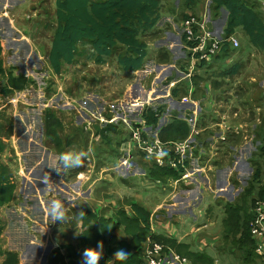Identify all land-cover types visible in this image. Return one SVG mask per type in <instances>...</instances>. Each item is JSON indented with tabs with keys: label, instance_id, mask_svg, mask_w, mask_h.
<instances>
[{
	"label": "crops",
	"instance_id": "crops-1",
	"mask_svg": "<svg viewBox=\"0 0 264 264\" xmlns=\"http://www.w3.org/2000/svg\"><path fill=\"white\" fill-rule=\"evenodd\" d=\"M2 1L4 5L7 1L6 8L11 6L8 0ZM29 1L30 0H23V2L20 3V7L12 11L13 14L8 11V14L9 12L11 13V23L9 22L8 25L2 21L7 15V11H0V33L1 31L3 33L7 31L5 30V26L11 27L20 36L18 37L21 38V41H25L28 45L33 47L31 39L27 34L31 25L24 21L19 23L20 19L30 16L29 13L21 14V10L24 11L23 6ZM178 1L179 0H176L177 4ZM188 10L189 9H187V11ZM226 18L227 14L224 12L222 17L224 22H221L223 25ZM27 22L29 23L30 21L28 20ZM182 22L183 21L179 22V20L176 19V15L172 14L163 17L159 22L156 31L162 28H166V30L159 38L148 43L151 58L147 59L144 69L134 72L133 80L129 87L130 97L128 105L137 106L140 111L136 113L135 119L129 120L128 115H123V120L121 119L126 123L127 126L123 124L125 127L133 128L135 124L144 123L142 112L146 107L156 108L161 103H166L167 112L160 119L156 129L152 130L145 126L142 129L136 127V130L139 129L142 132L143 140L150 143H155L156 140H160L163 143L162 148L164 149V154L161 158L168 164H160L157 161L159 156L156 153H154L156 154V157H154L151 156L152 153H149L146 149L145 151L141 147L138 148L136 146L137 144H135V139L132 138L133 140L127 142L128 151H118V156L115 154V156L110 157L109 160L112 162L109 167H101L96 177L94 169H85L80 171L78 179L72 180L70 183H68L66 179L67 182H64L61 178H56L54 181L53 175H51L52 177L49 183L45 185L43 182L39 184L33 175L39 176V179L43 180L48 174L46 172V174L41 172L38 174L36 166L35 169L29 167L27 170L28 176L26 170L25 174L22 175L26 177L23 185V195L25 197L30 196V198H35L33 200V206L31 207L35 219H30L25 209H17L15 205L7 207L5 211L7 224L3 238L6 236L8 241L12 243L17 239V247L11 249H22L20 264H38L41 255L40 247H36L35 245L36 241L39 239V235L37 237L36 232L33 233L32 235L35 239L33 241L29 235H24L21 232L22 229L20 225H25V221L28 219H30L33 224L36 223V219L40 213L42 217H46L50 205L49 202L57 199L63 201L60 197L64 196L69 198L67 203L65 202V209H67L66 213L70 212L75 214L76 218L69 226H61L59 222L52 224L50 217L48 218L49 225H47V229L43 232L46 234L45 238L47 240H49V237H52L55 243L53 248H49L50 253L46 256L45 264H81L83 252L88 248L95 249L98 242L103 245L102 248L97 249L100 252L99 264H113L112 260L118 250H123L128 256L123 261H116L115 264H124L126 261H129V259L135 258V254L134 257H130V254L136 248H139L142 241L141 247L143 251L154 250L156 247L153 242L160 244L157 240H163V243H166L165 241L167 239L165 238L171 240L179 249V251L167 249L165 253L168 255L178 254L183 258H187L188 256L186 253L190 250L191 252H199L211 258L213 261L212 264H228L229 260L242 259L241 251H239L236 241L233 240L234 236H232V233H236L235 235L238 236L242 233L241 231L229 232L228 228L240 223L239 219H241L242 222L247 221L249 223L251 230V223L258 216L259 207L264 213V198L262 196L264 190V172L262 175L260 174L261 177L257 182L253 181L255 184V188L252 190L253 193L246 196V193L250 192L249 187L256 171V169H254V173L252 174L253 169L250 166V161L256 157L258 164L263 162L264 165V155H261L257 150L259 145L264 144V71L260 73H250L246 79L244 75V77H234L233 83H231L229 77H227L225 87H220L221 89L212 88L210 83L205 92L206 95L198 91L196 93L197 97H194L193 95L197 86L193 84L192 79L195 75L203 72L204 68L199 67L201 63L195 65L193 69L190 67L186 49L182 45ZM216 22L217 24H215L213 29L216 34L221 37L222 28L219 21H215L214 23ZM1 24H5V26H1ZM171 35H175L176 38L171 39ZM2 41L1 39V44ZM161 55L163 56L161 57ZM216 59L217 58H215V60ZM234 60L235 58L232 59V62ZM17 75H19V73ZM180 82H185L187 88L185 96L187 95L190 97V105H186L188 107L184 108L180 107V101L174 99L171 93L172 88ZM202 84L203 86L205 85L204 83ZM25 91L26 90L15 91V95L10 98L9 102L13 104L12 108L14 113L19 112L18 105L21 106L23 102L32 104L28 99L30 94ZM88 94L91 97H96L100 101H107L104 99V94L94 91H88ZM83 96H86V94ZM124 99V102H126V98ZM41 103L45 108L49 105L45 102H39L37 105L41 106ZM181 103L185 102L181 100ZM38 107H27V109L39 110L42 113L41 115H43L44 109ZM3 108L4 105H1L0 112ZM221 111H225L222 115L223 118L227 119L226 121H222V116L220 115ZM28 112L30 111H27V113ZM21 115L22 113L18 114L19 117H21ZM175 115L187 121L191 127V133L186 139L169 143L164 142L158 137V132ZM101 117L103 118L104 116ZM119 118L120 115L114 117V121H118ZM228 118H230L231 121H228ZM102 120H104V122L108 121V119ZM98 124L100 123L98 122ZM100 125V127H104V124ZM224 125H228L227 127L225 126L226 129H223ZM93 127H95V125H93ZM86 129L88 130L87 125ZM28 130L29 128L27 129L28 135L25 136V145H27L29 149L39 148L41 151L39 160L44 157V162L48 160V162L51 161L55 164L60 154L54 153L47 148L45 144H43V140L41 144L38 143L32 136L33 132H28ZM13 132L14 134L11 138L6 141L15 148L16 156H18L21 161L20 165L22 166L24 151L21 150L20 144H18L20 136L17 135L14 130ZM143 133L146 134L148 138H145ZM42 135L43 132L40 136ZM116 141L117 139L114 140V142ZM185 142L188 143L189 147L187 152L182 153L180 147L185 145ZM207 145L210 146V152H208L207 155H203V146ZM134 146L137 147L136 150L138 149L145 153L149 160H154L162 166L170 165L171 167L177 168L182 164L177 163L178 159L183 158L184 160L186 157V159L190 160V166H188L185 172L178 178L170 177L167 182H162L157 178L150 177L161 186L175 185L172 194L168 198L170 201H168L169 203L167 202V193H165L166 189H163V196L164 193L165 196L162 200L164 202L162 201V203L157 204L153 210H151L152 208H146L142 200H137L138 192L135 189L132 188L127 192L126 187L119 186L112 178L110 179L109 176L113 174L114 169L117 173L124 175L149 176L150 171L142 164L139 155L134 153ZM194 148L196 149L193 157ZM120 149L121 146L119 147V150ZM92 158L97 159L96 154L95 157ZM130 159H132L134 165L139 166L143 170L136 168L134 170L135 172H129L127 165ZM193 166L195 167L193 168ZM57 174L65 178V174ZM106 176H108V180L105 179ZM211 176L214 177V181H212ZM247 176L251 177L247 179ZM193 179L195 182L192 181ZM246 180H248L249 183L245 186ZM48 185H50V188H48ZM204 187L214 191L216 196L215 199H221L225 204L218 203L214 207H208L207 210H203L202 207L198 206V201L202 198V195L197 197L198 201L197 199L191 201L187 198L188 196L185 197L181 195L182 193L187 194L192 191L201 193ZM29 192L32 194L29 195ZM57 195L60 197L57 198ZM27 200L28 198H25V201ZM251 201L253 203L250 205L249 203ZM230 204L234 205V207L230 206ZM141 206L143 208H141ZM186 206L189 207L188 213L184 208ZM196 206L201 208L199 211V218L206 219V221L203 226H197V223L194 222L193 227L187 232L185 230L186 224L191 221L184 219V217L193 216L192 208ZM135 207H137L138 211L145 209L149 211L150 215L148 216L146 224ZM220 208L223 210H220ZM10 209H17L18 211L14 213V217H17V225L15 224L14 227L13 217L8 214V210ZM110 210H112L110 215L108 213L105 214ZM80 211L86 213L82 218L78 217ZM163 211L168 216L177 215L176 220L179 221L177 227L168 225V218L162 216L157 218V214ZM207 224L209 225L207 226ZM71 225L79 227L80 230L84 231V234L79 238H74L75 227ZM143 227H147L145 232L142 231ZM203 228L206 230L205 234L203 232L201 233V229ZM64 230L67 232L65 236L61 234V231ZM10 232H12L13 238H10ZM189 233H193V236L190 241H186V239L189 238ZM207 234L211 239L213 237L218 239V237L222 235L226 239L225 248H217V241H213L214 245L210 246L207 240H211L208 238L206 239L205 235ZM251 235L253 237L252 230ZM155 237H158V239L156 240ZM60 239L65 241L66 244H71V246H67V248L63 249L60 244ZM238 239L239 237H237V240ZM207 248H210V251L207 252L205 250ZM226 248L228 250L224 251ZM221 251H223V257L220 256ZM52 253H56V257L50 261ZM199 262L200 264H204L202 261ZM233 263L232 261L230 264ZM163 264L182 263H171L170 256H167ZM185 264H194V262L193 260L187 259Z\"/></svg>",
	"mask_w": 264,
	"mask_h": 264
},
{
	"label": "trees",
	"instance_id": "trees-1",
	"mask_svg": "<svg viewBox=\"0 0 264 264\" xmlns=\"http://www.w3.org/2000/svg\"><path fill=\"white\" fill-rule=\"evenodd\" d=\"M200 1L180 0L177 4L176 0H55L56 23L46 52V58L52 71L57 75H61L65 65H71L75 62L79 47L88 44L91 51L89 56L94 63L103 65L109 62L108 60L115 59L119 68L130 74L132 79L134 72L144 69L147 63L148 43L159 38L166 30V28H162L156 31L161 19L169 14L175 15L176 10H179V6L182 7V10L178 11L182 13L176 15L179 22L192 16L198 17L197 14L187 13L186 11L187 9L195 10ZM208 6L211 14V24L214 27V22L219 21L222 28L221 37L229 38L243 32L247 35L250 43L259 49L257 51L264 54V6L259 0H209ZM224 12H226L227 18L223 25L221 22H224L222 19ZM149 35L150 37H148ZM238 48H235L230 41L223 44L221 52L216 58L221 54H225L232 59L235 58L231 62V66L225 69L219 66L216 68L207 67L210 64L209 61H204L199 66L204 68V71L195 75L192 79L193 84L197 86L194 97H197L196 93L198 91L206 95L205 92L210 83L212 88L221 89L220 87H225L227 77L233 83L234 77L245 76L246 79L250 73H253L250 69L251 58L247 59L248 62H246L243 51L238 50ZM2 51L3 48L0 42V55ZM260 62L264 65V58ZM89 79L90 77H87L90 82ZM1 81V87L8 96L14 95L16 90H24L30 84H34V79L24 75V73L17 75L13 70L7 71L2 57H0ZM202 83L205 85L203 86ZM87 90L94 91L90 89V84H88ZM99 90L98 93L103 94L102 89L95 88V91ZM171 93L174 99L181 101L187 93L185 82L178 83L172 88ZM166 112V103H161L156 108L146 107L142 112L144 123L135 124V127L129 128V130L123 125V121L117 124L114 122L105 123L104 127H100L101 125L97 123L94 128H97L96 136L100 137L101 141L98 143L96 154L100 153L105 158L115 152L118 156V149L112 148L114 138H118L120 135L121 140L116 141L120 145L121 142L127 141V138L133 140L136 127L142 129L146 126L154 130ZM42 125L44 128V144L54 153L61 154L71 145H77L86 150L89 148L86 127H72L74 129L73 133L68 132L69 134H66L67 125L62 121L54 107H48L44 110ZM190 133L191 127L187 121L175 115L160 129L158 137L169 143L186 139ZM12 135L13 121L9 117L6 119L4 113H0V213L5 206L10 205L15 199L18 187L17 182L14 180V169L3 159L7 150L13 156L16 153L12 144L6 141ZM143 136L148 138L144 133ZM45 138H48L46 142ZM263 145H259L257 149L261 155H264ZM136 148L134 146V153L139 155L142 164L150 171L149 177L157 178L162 182H167L170 177H180L185 169L190 166L189 159H186L184 164L177 168L170 165L162 166L154 160H149L145 153L136 150ZM260 174V168L257 166L249 187L250 192L246 193V196L253 193L252 190L255 188L253 181L257 182L261 177ZM262 196L264 198V190ZM230 206L234 207L232 204ZM141 208L143 207L141 206ZM135 209L137 210V207ZM138 213L146 224L150 215L149 211L147 209L139 210ZM239 222L228 228V230L229 232L241 231L242 233L239 236L232 233L233 240L236 241L237 247L241 251L242 259L246 263L264 264V255L257 252V245L251 235L249 223L247 221L242 222L241 219H239ZM5 228L6 223L0 216V264H20L19 253L7 249L2 241ZM146 230L147 227H143L142 231L145 232ZM237 237H239L238 240ZM155 239L157 240L158 237H155ZM165 239L171 241L168 238ZM141 245L130 254V257H134L135 254V258L129 259L124 264H137L139 262L140 256L143 255ZM61 246L65 249L71 244L62 242ZM186 255L193 260L194 264H200L199 261L204 264L213 263L211 258L199 252L195 253L189 250ZM55 257L56 253H52L50 261Z\"/></svg>",
	"mask_w": 264,
	"mask_h": 264
},
{
	"label": "rangeland",
	"instance_id": "rangeland-1",
	"mask_svg": "<svg viewBox=\"0 0 264 264\" xmlns=\"http://www.w3.org/2000/svg\"><path fill=\"white\" fill-rule=\"evenodd\" d=\"M8 2L11 3V6L6 8L7 1L5 2V5L2 0H0V11L6 10L7 11V17L2 20L7 25L10 22L11 13L14 9H17L20 7V3L23 2V0H8ZM180 0L178 1V3ZM209 0H201L198 7L194 10H188L187 13H194L199 16H201V13L204 11L206 7L209 8ZM23 10H21V14L29 13V17H25L20 19L19 23L24 21L27 24L31 25L28 35L31 39V42L33 44V47L28 45L25 41H21L19 38L20 36L11 28L6 27L5 24H1V26H5V33L1 31L0 33V41H2V48L3 51L1 52L0 57H2L4 61V66L7 69V71L13 70L16 74L24 73V75L30 76L34 79V84H30L28 87H26L24 90L25 92L29 93L30 96H28V99L32 102V104H28V102L21 104V106L18 105L19 112L14 113V110L12 108V103L9 102L10 98L13 95H7L5 91L2 89V81L0 82V106L4 105L3 110L0 113H4V116H6V119L9 117L13 121V130L17 133V135L20 136L18 139V144H20L21 150L24 151L23 155V165H20V160L18 156H13L9 153V150H7L4 153L3 159L6 163H9L12 168L14 169V180L17 182V190H16V196L15 199L12 201V203L8 206H5L0 216L3 219V221L6 223V215L5 211L7 207H10L12 205H15V207L25 209V211L28 213V217L30 219H35V215L33 213V209L31 208L33 206V200L35 198H30V196H24V188L23 185L25 183V176H21L19 174V169L23 167L26 170L28 168H33L36 170L39 174V172L44 174H51L53 175V180L55 181L56 178H61L65 182L66 180L68 183H70L72 180H76L79 178V173L81 170L85 169H94L95 170V177L97 176V173L101 169V167H109L112 161H110V157L115 156V152H112V155L106 156L103 158L102 154L98 153L96 154V150L98 149V143L101 141L100 137H97L96 132L97 128H94L93 125H96V123L105 124V123H120L124 117L123 115H128L129 120L135 119V115L137 112L140 111L139 107L131 105L129 106V87L130 83H132L133 78L131 79V75L122 71L118 63L115 59L108 60L109 62L103 64V65H97L90 59V50L88 44H83L79 47V52L77 53V57L74 63L71 65H65L64 70L61 75L55 74L46 58V52L50 43L51 36L54 31L55 27V0H30L28 3H26L25 6H23ZM182 7L179 6V10L181 11ZM210 10V9H209ZM8 11L9 14H8ZM176 11L175 15H179L182 12ZM13 14V13H12ZM12 20V19H11ZM30 21L29 23L27 21ZM11 23V22H10ZM217 24V22L215 23ZM222 33V32H221ZM151 35V34H150ZM150 35L148 37H150ZM19 36V37H18ZM171 39H175V35H171ZM239 41L240 46L238 50L243 51L244 59L246 62H248L247 59L251 58L250 61V69L253 73H260L261 71H264V65L261 64L260 61H263L264 54L262 52H258V48L253 46L247 35L243 32H239L235 35ZM37 47V48H36ZM43 58H42V57ZM148 58H151L149 49H148ZM232 58L227 57L225 54H221L216 60H210L209 65L207 67H223L224 69L231 66ZM212 63V64H211ZM216 65V66H215ZM145 68V67H144ZM87 77H90V82L87 80ZM92 77V78H91ZM88 84H90V89L95 91V88L102 89L103 94L105 95L104 99L107 100L106 102L98 100L96 97H91L88 94ZM19 91V90H16ZM72 91V92H69ZM96 93L100 92L95 91ZM223 94L222 92H220ZM86 94V96H83ZM226 94V93H225ZM224 96L226 97V95ZM15 95V93H14ZM98 95V94H96ZM128 96V97H127ZM124 98H126V102H124ZM40 99V101H39ZM39 102H45L49 104L48 107H54L60 118L63 122L67 125L66 134L73 133L74 129L72 127L76 128H83L87 125V136H88V145L89 148L87 150H91L92 157H95V154L97 156L96 158H91V160L87 163V165L83 168H78L74 170H70L65 174V178L61 175L59 176L57 172L51 168H49L50 165H54L51 161L48 162L46 160L43 161L44 157L39 160V154L41 151L39 148L35 149H29L27 145H25L26 138L25 136L27 134V129L29 128L28 132H33V138L38 142L44 144V129L42 126V113L39 110H28L27 107H34L37 108L40 105H37ZM186 105H190V103L185 102L181 103L180 101V107H188ZM41 109H46L42 103L41 106L38 107ZM27 111H30L27 113ZM19 113H22L21 117L18 116ZM223 113L225 111H221L222 121H226V118H223ZM104 116L103 118L101 116ZM120 115L119 120L114 121V117ZM8 116V117H7ZM127 116V117H128ZM189 117V116H188ZM102 119H108L107 122H104ZM122 119V120H121ZM231 121L230 118H228V121ZM91 122V123H90ZM124 122V121H123ZM90 123V124H89ZM125 126L126 123L124 122ZM229 125V124H228ZM228 125H224L223 129H226ZM16 126V128H15ZM121 126V125H120ZM94 128V129H93ZM122 128V127H121ZM129 129V127H126ZM43 132V135L41 133ZM14 134V132H13ZM126 138V137H125ZM117 141H120V135ZM48 140V138H45V142ZM130 141L129 138H127V141L121 142L119 146H117V142L113 143L114 149H118V151H128L127 142ZM39 146V145H38ZM121 146V149L119 150V147ZM204 149L202 151L203 155H207L209 151L210 146H203ZM195 149H193V157L195 155ZM87 151L85 148H80L77 145H71L66 148L65 152L67 151ZM132 152V151H131ZM100 154V155H99ZM53 159V158H51ZM95 159V160H94ZM186 159V157H185ZM184 159V160H185ZM257 158L254 157L252 161H250V166L253 169L252 174L254 173V169H256L257 166L260 168L261 175L264 172V165L263 162L258 164ZM199 161V160H198ZM196 161V162H198ZM254 166V167H253ZM195 166H193L194 168ZM127 168L129 172L133 173L134 170L142 169L137 165H134L132 162V159L129 160V164L127 165ZM192 169V168H191ZM143 170V169H142ZM46 172V173H45ZM128 172V173H129ZM139 172V171H138ZM193 172V171H192ZM35 174V173H34ZM251 174V176H252ZM28 176V173H27ZM251 176H247V179ZM33 177L38 181L39 184L42 183L43 180L39 179V176L33 175ZM52 177V176H51ZM110 179L112 178L113 181H115L119 186L126 187L127 192H129L132 188L135 189L138 192L137 200H142L145 204L146 208H152L153 210L157 204L162 203V199L165 196V193H167V202L169 201V196L172 194V191L175 188V185L172 184L170 186H161L157 184L156 181L152 180L149 176L145 175H131V174H121L117 173L114 169L113 174H110ZM66 179V180H65ZM108 180V176L105 178ZM212 181H214V177L211 176ZM250 180V179H249ZM66 181V182H67ZM192 181L195 182L193 179ZM106 182V181H103ZM249 183L248 180H246L245 186ZM212 187V186H211ZM48 188H50V185H48ZM64 188V187H63ZM65 189V188H64ZM125 189V188H124ZM166 189V192L164 193L162 190ZM182 193V192H181ZM29 195L32 193H28ZM60 195V194H59ZM181 195L189 198L191 201H195L197 197L202 195V198L198 201V206L202 207L203 210H207L208 207H214L218 203H224L221 199H215L216 196L214 194V191L206 189V187L203 188V192L195 193L194 191L190 193H182ZM57 198L60 196H56ZM25 198H28L27 201H25ZM63 202L67 203L69 200L68 197H60ZM71 199V197H70ZM58 200V199H57ZM164 202V201H163ZM170 202V201H169ZM168 202V203H169ZM48 203V202H47ZM50 203V202H49ZM185 203V201H184ZM253 202L251 201L249 204L251 205ZM165 204V203H163ZM193 207V216H185L184 219L190 220L191 222H188L186 224V231H190V229L193 227V223H197V226H203L204 220L203 218H199L200 214L199 211L201 210L200 207ZM185 210L189 211V207H184ZM17 209H10L8 210L9 216L13 217V227L15 224L17 225V217H14V213L17 211ZM67 210V209H66ZM220 210H223L220 208ZM18 212V211H17ZM112 210L106 212L105 214H111ZM39 213V212H38ZM68 215H71L75 217V214H72L70 212H67ZM225 214V213H223ZM165 217L168 218V225H172L173 227L179 224V221L176 220V216H168L164 211L157 214L158 217ZM48 213L46 214V217H42L41 213L39 214L38 218L36 219V223H32L30 219L25 221V225H20L22 229V233L24 235H29L33 241L34 236L33 233L36 232L37 237L39 235L38 241H36V247H40V261L38 264H45L46 262V256L49 255L50 251L49 248L54 247V239L52 237H49V240H47L46 234L43 232L45 229H47L48 224ZM205 218V217H204ZM155 219V218H154ZM75 221V219L73 220ZM7 224V223H6ZM60 224V223H59ZM70 223L63 224L61 226H69ZM209 224H207L208 226ZM72 226V225H71ZM162 230V229H159ZM31 232V233H29ZM206 233V230L203 228L201 229V233ZM62 235H66L67 232L61 231ZM10 238L12 237V232L9 234ZM191 236V237H190ZM193 233H189L186 241H190L192 238ZM206 239L208 238L211 241L207 242L210 246H213L214 242L217 241L218 245L217 248H225V242L226 239L220 235L217 238L213 237L212 239L208 237V234L205 235ZM4 239V240H3ZM2 239L4 245L7 249L15 250L19 253V256L21 255L22 249H11L17 247V239H15L12 242L8 241V238L5 236ZM61 240V239H60ZM160 244L164 246L165 251L167 249L178 251V246L176 244L174 245L172 241H168L166 243H163V240H157ZM8 242V245H7ZM65 242L61 240V243ZM60 243V244H61ZM207 252L210 251V248L205 249ZM228 249H224V251H227ZM223 251L220 252V256L223 257ZM37 257V256H36ZM36 259V258H34ZM186 259L191 260L189 257ZM225 259V258H223ZM234 262L233 264H257L255 262H245L243 259H237V260H229L230 264L231 262ZM33 262V261H32ZM225 264V263H223Z\"/></svg>",
	"mask_w": 264,
	"mask_h": 264
},
{
	"label": "built area",
	"instance_id": "built-area-1",
	"mask_svg": "<svg viewBox=\"0 0 264 264\" xmlns=\"http://www.w3.org/2000/svg\"><path fill=\"white\" fill-rule=\"evenodd\" d=\"M259 1L264 6V0ZM211 23L212 20L208 7L204 9L201 16H192L182 22V40H184L182 45L186 49L191 69L199 63L202 64L204 61H210L216 58L220 54L223 44L226 41H230L235 48L240 46V41L236 36L223 38L217 35ZM182 100L190 103V97L187 95L183 97ZM134 139L138 148L141 147L144 150L146 149L149 153H152L151 156L154 157H156L157 154L159 156L157 161L160 164H166L164 159L161 158L164 154V149L162 148L163 143L160 140H156V144L143 140L142 132L139 129L134 132ZM188 147V143L185 142V145H182L180 150L182 153L187 152ZM177 163L184 164L183 158L178 159ZM19 174L21 176L25 174V169L23 167L19 169ZM251 230L257 245V252L264 254V213L260 207L258 216L251 223ZM153 243L156 248H154V250L143 251V255L140 256L137 264H163L167 256H170L171 263L180 262L185 264L187 262L186 258L178 254H166L162 245L156 242Z\"/></svg>",
	"mask_w": 264,
	"mask_h": 264
},
{
	"label": "clouds",
	"instance_id": "clouds-1",
	"mask_svg": "<svg viewBox=\"0 0 264 264\" xmlns=\"http://www.w3.org/2000/svg\"><path fill=\"white\" fill-rule=\"evenodd\" d=\"M92 158L91 150H81V151H67L61 153L57 162L54 165H50L49 168L55 170L57 173L66 174L70 170L83 168L87 165V163ZM51 179V174L49 173L43 178V183L47 185ZM48 215L50 217L51 223L55 224L57 222L60 225L71 223L76 217L68 215L65 209V203L61 200H54L50 202L48 208ZM86 215L84 211H80L78 213V217L82 218ZM75 227L74 238H79L84 234V231L80 230L77 226ZM103 245L98 242L96 248H88L82 254L81 264H99L100 261V252L97 249L102 248ZM128 254H126L123 250H118L113 258V264L116 261H123L127 258Z\"/></svg>",
	"mask_w": 264,
	"mask_h": 264
}]
</instances>
